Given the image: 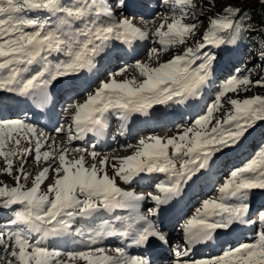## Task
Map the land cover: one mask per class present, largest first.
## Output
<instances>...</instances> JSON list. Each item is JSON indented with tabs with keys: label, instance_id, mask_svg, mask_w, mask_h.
Returning <instances> with one entry per match:
<instances>
[{
	"label": "snow or ice",
	"instance_id": "snow-or-ice-1",
	"mask_svg": "<svg viewBox=\"0 0 264 264\" xmlns=\"http://www.w3.org/2000/svg\"><path fill=\"white\" fill-rule=\"evenodd\" d=\"M172 6V20H166L153 33L159 47L149 49V56L168 51L188 42L194 36L200 21L191 13L193 0H164ZM118 6L124 7L118 0ZM47 12L57 17V23L35 18L32 13ZM192 15L193 23H185ZM116 14L106 0H0V91L21 97H32L41 104L49 99V87L58 78L78 74L95 67L96 58L113 41L132 44L145 40L149 33L137 26L133 18H115ZM83 26L75 28L76 23ZM242 17V9L227 6L222 13L211 17L202 34V42L187 47L181 54L151 67L137 61L134 64L143 78L117 80L128 65L110 73L107 81H100L94 94L83 103L67 106L74 109L68 129L58 126L56 134L64 133L67 142L83 140L87 134L101 135L109 127L108 117L115 115L123 134L126 122L133 114L147 116L155 105L169 102L183 103L196 97L208 83L214 56L204 51L208 46L220 47L235 43L243 31L250 30ZM54 55L64 57L55 63ZM260 56L264 59V45ZM40 65L38 71L32 68ZM249 86L264 87V79L252 81L248 76L229 78L217 93L215 101L203 116L184 128L182 133L166 139L156 135L142 138L131 155L113 158L115 176L107 174L108 157L99 160V167L86 164L85 155L69 159L72 152L86 153L96 160L98 153L82 147L62 148L58 157L54 151H42L49 145L43 131L20 119L0 120V157L6 162L5 171L12 175L14 158L33 157L37 164L56 159L57 163L44 167L32 179L24 171L27 160L21 163L15 177V186L0 185V208L13 209L9 221L16 230H9L7 239L0 233V264H151L140 255H131L125 247L110 249L96 246L106 238H119L137 247H147L153 240L167 245L168 239L155 224L140 212L147 199L157 207L178 197L183 187L198 172L208 169L214 153L236 144L256 121L264 120V96L254 95L243 100L228 101L230 109L225 116L215 119L214 112L223 107L222 98L228 93L247 91ZM22 142L28 147H22ZM55 141H52L54 144ZM12 145V147H9ZM34 153V156H33ZM118 162V163H117ZM54 172L55 179L47 191L41 186ZM62 173V175H61ZM164 174L166 179L155 184L156 192L147 197L134 190H125L116 183L119 177L125 184L141 174ZM264 189V149L244 166L232 170L217 187V195L202 201L201 207L183 223L184 249L174 250L173 264H264V210L258 221L250 214V193ZM13 206H18L14 208ZM128 210L127 219L117 216L119 223L102 222L97 227H75L77 218L87 219L104 211ZM149 215L156 209L149 208ZM259 223L257 238L251 243L225 250L214 258L191 259V246L208 242L218 230H228L235 224ZM37 238L33 239V235ZM74 234L80 237L87 250L62 253L46 246L49 237ZM96 246V247H93ZM66 255L67 260L60 257Z\"/></svg>",
	"mask_w": 264,
	"mask_h": 264
},
{
	"label": "rangeland",
	"instance_id": "rangeland-1",
	"mask_svg": "<svg viewBox=\"0 0 264 264\" xmlns=\"http://www.w3.org/2000/svg\"><path fill=\"white\" fill-rule=\"evenodd\" d=\"M156 1L160 4V7L166 8L170 11V14L168 15L169 18L166 20H168L167 21L168 23H171V20H172V6H171V4H168V3L165 4L164 0H163V2H161L160 0H156ZM63 2L65 4H71V3H75V0H63ZM108 2H109V4H111L112 2L117 3L118 0H108ZM119 2L123 3L124 7L131 6L130 1H128V0H119ZM193 3L196 5V7L192 8L190 11L200 21V23L198 24V27H197L196 34L194 36L189 37L187 43H185L183 45L173 46L166 52L160 51L156 56L170 60L174 55L181 54L187 47H189V46L195 47L198 42H202V34L208 28L210 18L217 16L218 14L222 13L223 10L228 6L227 0H217L215 6H209L205 2H203L202 0H193ZM114 7L115 6H113V8H112L114 10V12L119 13V11H117V10L121 7H119V8H114ZM153 12H157V9L153 10ZM31 15H33L35 18L40 19L42 21L48 20L49 23L53 24V25L58 22L56 16H52L47 12H37V13H32ZM158 15H159V13H158ZM120 17H127V15L125 14V12H123V13H120L119 16H115L116 19H121ZM136 20H138V19H136ZM184 22L185 23H193L195 21L192 19V15H190V16L185 18ZM82 26L83 25L79 22L74 25L75 28H80ZM259 31L260 30H257V29L253 30L254 33H257ZM157 39L158 38L156 36H154L153 39H151V41L156 42ZM120 43L123 44L122 42H118V41L111 42L108 45V47L105 49V51L106 50L108 51L109 50L108 48L112 47V50L114 52L115 51L114 48L117 47ZM157 46H158V44H155V47H157ZM204 51L210 53L215 58L212 62L211 75L209 77V81L201 89V92L198 95V97H199L198 100H200V102L203 103L201 110H200L201 112H199L198 116L192 118L191 120H189V118H185L184 122H182L176 128L177 133H175V134H172V135L169 134V136H167L166 133H157L156 134V132H147V133L140 135V136L137 135L134 138V140L130 141L129 143H131L133 146H135V145H137L138 141L140 139H142V137L146 138V136H144V135H148V134L156 135V136H159L161 138L166 139L168 137H172V136H175L179 133H182V131L184 130L185 127L190 126L195 121V119L199 118L200 116H203L206 113L207 108L215 101V97H216L217 93L221 90L222 85L231 77L246 76L248 72H250L251 75L254 77H264V63L262 64V58L258 53H255V52L250 51V50H247L245 52L244 51H242V52L237 51L235 53L222 52V51H220L219 47H215V46H208ZM226 56H231L233 58L234 62H231L229 66L223 68L225 71H227L229 69L230 70L227 72V74L224 72L225 75L221 76V68H219V66H218L219 63L216 62L215 59L220 58V61H221V60H224V58ZM50 59L55 63L58 60L64 59V57L61 55H54L53 57H50ZM100 59L102 61V59H103L102 54L96 58V61H99ZM168 60H165V62ZM162 61L163 62H161V63H164V60H162ZM139 62L142 63V61H139ZM102 64H105V63H102ZM35 66H33L32 70L34 69ZM94 75H97V73H95ZM67 76H69V75H67ZM131 76H134V78L138 82L142 81V79H143L139 75L138 70L133 68V67L132 68L130 67V69H127V71L124 72L122 75H118L115 78L119 81V80H124V79H130ZM215 78L217 80L216 82H214ZM61 79H64V78H59L58 80L60 81ZM108 79H109V75L107 76V74H106L103 81H107ZM99 83L96 82L94 84V87L98 88ZM61 86L62 85H60V87ZM242 90L243 89H241L238 93L230 92L222 98L223 107L220 108L218 111L214 112V118L212 121L213 123H215V119H220V118L224 117L225 113L230 109L231 106L228 103L229 100H231V99L243 100L247 97H251L247 94H244ZM92 91H93L92 94H94L95 89ZM88 95H91V93H89ZM171 103L172 102H169L167 104H171ZM167 104L155 105V106H153V108L166 107ZM24 146H25V148L28 147V146H26L25 143L22 142V147H24ZM9 147H12V145H10ZM84 148L88 149L89 151L93 150V146H84ZM239 149H240V153H238ZM261 149H264V124L261 126H257L254 129H249L239 139V141L236 144H233L229 147L223 148L220 151L214 153V155L210 161L209 168L202 170V171L198 172L196 175H194L192 177V179L190 181H188L187 184L183 187L181 194L178 197L173 199V201H176L177 199L185 201L186 200L185 193H188L187 195H190L191 199H196L195 202H193L189 205L188 217L186 219L191 217L195 213V210L197 208L201 207L203 200L208 199V198H212V197L217 195L216 190H217L218 185L221 184L223 182V180L229 176V174L232 170L244 166L247 162H249L251 159H253L260 152ZM94 150L99 154V151L97 149L94 148ZM133 151H134V148H132L131 150H126L125 148L115 149L109 153L108 152L103 153L102 155L97 157L95 161L92 160L89 156H87L86 153H82V154L85 155L86 164L89 167L93 163H96L97 167H99V160L101 158L107 156L108 157L107 174L110 177H113V176H115V171L112 168V164L114 162L113 158L114 157L119 158V157L129 156L133 153ZM28 157H29L28 162H27L28 164L24 166V171L29 173V178L27 181H24L22 179L21 183L26 184V186L28 188H30V187H32V179L34 178V176L36 174H38L41 171V167L44 166V164H42V163L37 164V162L33 159V157H30V156H28ZM225 158H226V160H225ZM23 160L24 159L22 157L14 158L12 175H8L5 171L6 162L4 161V159L2 157H0V185L6 184L8 186H15V183H16L15 177L18 174V170L21 167V163L23 162ZM222 160H223V164H221V166H220L221 169H218L217 171H215L216 173L219 172V175H221L222 177L219 178L218 180L212 179L211 182L207 181L206 180L207 179L206 178L207 173H209L210 171H213L212 170L213 166H215V165L217 166V164L219 162H221ZM226 161H227V163H225ZM221 170L224 172L225 171H228V172H225L224 174H220ZM154 174H159V173L141 174L140 176L134 178L133 180H138L139 178L154 175ZM55 175L56 174L54 172L49 173L50 177L41 186V191H47L48 185L52 184L54 182ZM61 175H62V173H61ZM165 179H166L165 175L160 174V176H159L158 180L155 182V184L160 182V181H164ZM116 183L122 189L134 190L137 194H142L141 190L143 188L139 185H137V187H141V188L138 189L137 187L131 186V183L125 184L123 181L120 180L119 177H116ZM192 183H194V184L192 185ZM155 184H153L149 187V190L147 191L148 193L149 192H153V193L156 192L155 187H153V186H155ZM212 187H213V189H212ZM206 191H208V192H206ZM199 193H201V194L199 195ZM145 201L149 202L148 209L149 208L156 209L157 205L153 201H151L150 199H147ZM198 201H199V204H197ZM262 204H264V189L252 190L250 193V214H252V216H253V218H251L253 221H258L259 211L264 210V205H262ZM13 207L16 208L18 206H13ZM116 212L119 213L117 210H115L114 212L110 213V215H112ZM13 215H14L13 209L0 208V233L5 234V239H7V233L9 232V230H12V231L16 230L15 226L9 223V221H11L13 219ZM130 215H131V213L124 214V215H120V214L117 215L116 214V217L119 216L122 219H127ZM149 216L150 215L148 213V215H147V217L149 218L148 220H152L153 219L152 215L150 217ZM156 218L154 219V223L157 222ZM89 219L85 220V219L77 218L74 225H73V228H75V227H84V228L97 227L102 223V222L91 223L92 219L91 220H89ZM113 220H114V222L119 223L115 219H113ZM245 225L247 226L248 224H245ZM233 226L228 230H218L216 233L218 234L220 232V234H223V233L228 234L229 232H231L232 228L233 229L235 228V226L234 227ZM256 226L258 227V229L256 231H253L254 233L252 234V236H255L254 239L257 238V233L260 230V225L258 222L255 225V227ZM255 227H253V228H255ZM172 231L173 230H167V231L163 232L168 237V242L171 239V232ZM174 233H176V235H178V237H180L178 242H180L181 239L184 238V233H182L181 227H178V225L174 229ZM216 233H215L213 238H215ZM246 233H247V230L245 231L244 234L239 235L238 239L240 241V244H242V242L246 243L247 239H245V240L240 239V236L245 235ZM65 236H67L69 238L68 242L65 244L64 243L55 244V245H58V247L53 244L52 237H49L45 241V244L47 247H49L51 249L60 250L62 253H65V254L68 252H73V251L69 250L70 248L75 249V251L87 250L86 245L83 243V241L81 240L80 237H77L74 234H65ZM32 238L36 239L37 236L34 234ZM241 238H244V237H241ZM229 239H231V238H229ZM104 243H105V239L100 244H98L96 246L104 247L106 249V252L108 255H115L114 251H111L110 249H114L116 247H121L120 245L115 246V247L105 246ZM176 243L177 242L173 243L170 241V244L168 245V249H167V255H169L168 251H171L172 247H173V250H175L177 247H180V245L175 246ZM69 244H70V246H68ZM226 244H229V242L228 243L226 242ZM226 244L224 246V249H227L226 247L231 249L232 245L229 244L226 246ZM182 245H183V243H182ZM96 246H93V247H96ZM126 251L129 254H131L132 250L130 251L129 249H126ZM223 251H225V250H222L221 253H223ZM207 254H209V252H207ZM140 256L146 257L145 255L143 256V254H140ZM189 256H190V254H189ZM190 257L192 259L193 255ZM60 259L61 260H67L68 257L66 255H62L60 257ZM70 264H86V262L85 261H75V262H70Z\"/></svg>",
	"mask_w": 264,
	"mask_h": 264
},
{
	"label": "bare ground",
	"instance_id": "bare-ground-1",
	"mask_svg": "<svg viewBox=\"0 0 264 264\" xmlns=\"http://www.w3.org/2000/svg\"><path fill=\"white\" fill-rule=\"evenodd\" d=\"M160 1L163 2V0H160ZM106 3L109 4L108 0L106 1ZM165 4H167V3H165ZM168 4H170V3H168ZM110 5L112 6V8H113V6H115L114 8H119L118 2L117 3H113L112 2ZM155 9H157V12H153V11L152 12H146L144 10L142 12H140L136 7L129 6V7H121V8H119L117 10V11H119V13H115L116 16H119L120 13L125 12V14L127 15L128 18H133V17L135 18L133 22L137 26L141 27L143 30H145V31H147L149 33L148 37L145 40L140 41V44H139V45H144L145 44V49L142 50V52H141V54L139 56H137L133 60H129L128 59L129 57H124L125 53L122 52V50H123V44L120 43L117 47H115L114 48L115 49L114 52L112 50V47L108 48L109 49L108 51H111V54H112L111 55V58L108 59L106 57H103L102 61L100 59L99 61H96L95 62V64L98 63L99 65L100 64L103 65V69L100 72V74L97 73V75L94 76V74L97 72V68L96 67L92 68L91 70L85 69V70H82L81 71L80 77H79L80 78L79 79V82L80 81L83 82L85 80V78L87 76H89V75H92L93 77H96V79H94L87 88L83 89L81 92H78L76 94V96L74 97V99H72V100H70L68 102L67 106L70 105V104H75V103H83L86 100L87 95L89 93L92 94V92H93L92 90H94V89L97 88V87H94V84L96 82L99 83L100 81H103L106 74H107V76L109 75V72H108L109 69L110 68H114V66H116V62H117V60L119 58L122 59V57H123L124 59H126V61H127V64L126 65L129 66L127 69H130V67L131 68L132 67L135 68L134 67V64L137 61H142V63H144V64H148L151 67H156V66H158V64H160L161 62H163L162 60H164V62H165V60H168L166 58H161V57L156 56V55H153L151 57L149 56V49H151L152 47H155V44H158L155 41L154 42L151 41V39H153V37H154L153 33L160 26V24L162 22H164L166 19L169 18L168 15L170 14V11L168 9H166V8L160 7V4L158 2L155 3ZM143 12H146L148 14H145ZM158 13H159V15H158ZM120 18H123V17H120ZM136 19H138V20H136ZM166 21H168V20H166ZM158 47H159V45L157 46V48ZM138 48H139V46L136 47V49H138ZM102 63H105V64H102ZM39 68H40V65H36L32 71L33 72L38 71ZM119 69H121V68L118 67V65H117V67L114 68L113 73H116L117 70H119ZM229 70L225 71L224 69H222L221 70V76L222 75H225L224 72L227 74V72ZM64 77L65 76L60 77V78H64ZM130 79H135V78H134V76H131ZM57 80L54 81V82L60 83V81L59 80L57 81ZM60 84H62V83H60ZM64 87L65 86H63V85L61 87L59 86L60 93H62L64 91H68V90H65ZM67 106H65V107H67ZM169 107H173V105L167 104L166 107H158V108H152V109L161 110L163 108H169ZM64 113H65L64 114V119L58 125L55 124L54 126H50L49 128H41V129H40V127H37V128L35 127L38 132L39 131H43L48 137H50V139H49V145H46L44 148H42V151H54L56 157H58V155L60 154V150L62 148H75V147H82V148H84V146H88V144L87 145L81 144L80 142H78L75 139L72 141L71 144H69L67 142L66 134H64V133L56 134L55 129L58 126H61L62 125L64 129H68L69 125L72 124L71 117L74 114V109H68V108H66L64 110ZM113 115H110V117L111 118H115V117H113ZM185 118H186V114H183V115L177 117V119L174 122H172V123H169V122H166V121L165 122L162 121L160 123V125L158 127H156L155 129L149 130L148 128H145L144 130H140L137 134H134L132 137H128L126 139H121L120 138V134H118L119 132L117 131V127H116V123H115L113 125V128H112V130H111L110 133H112V135H114V137L116 138V141H119V142H117L113 146L109 147L108 150H107V152L109 153V152H111V151H113L115 149H119V148H125L126 150H131L132 148L127 147L128 145H132L129 142L132 141V140H134V138L137 135L140 136V135H143V134H145L147 132H156V134L157 133H166L167 136H169V134H171V135L172 134H175V133H177L176 132V128L182 122H184ZM6 119L10 120V119H20V118H19V116H16V115H0V120H6ZM20 120H22V119H20ZM25 122L30 123L33 126H38L36 124V122H34V121H25ZM144 136H146V138H147V137L152 136V135L148 134V135H144ZM52 141H55V143L52 144ZM91 143L94 145L93 142H91ZM26 146H28V144H26ZM80 155H83V154L82 153H79L78 154L77 152H72L71 155L68 158L69 159H74V158H77ZM33 156H34V153H33ZM22 158L24 160H27V162H28V158L29 157L27 155H24ZM225 160H226V158H225ZM41 163L44 164V166L41 167V170H42L44 167H49V165L56 164L57 161H56V159H50L48 162H43L42 161ZM27 164L28 163H26L25 165H27ZM221 164H223V161H222ZM160 174L161 173L154 174V176L152 175L153 177H151V178H146L145 177V178H143L144 181L141 182V183H138L137 180H133V182L131 183V186H134V187H137V185L141 186L143 188L141 190V193L143 195L147 196L148 195V192L147 191L149 190V187L151 185L155 184V182L158 180ZM214 176L215 175H213L211 178L209 177L210 179L207 178L206 180L211 182V180L214 179L213 178ZM221 177H222L221 175H218V177L215 180H218ZM193 184L194 183H192V185ZM141 187H137V188L139 189ZM212 189H213V187H212ZM206 192H208V191H206ZM187 194L188 193H185V197H186V200L185 201L180 200V199H177L175 202H173V203H171V204H169L167 206V213L172 214L173 212L174 213L179 212L178 215L175 214L176 216L173 217L170 220V223L169 224H165L161 228L158 226L160 223H162L163 221H165V219H164V217H162V216H164V214H159L157 211H156V215H152L153 219L152 220H149L153 224H155L156 227L162 233L165 232V231H167V230H173L172 231L173 233L171 232V239H170V241L173 242V243L174 242H177L175 244V246L180 245L179 248L181 250L184 249V238L181 239L180 242H178V240H179L180 237H178V235H176V233H174V229L176 228L177 225H178V227H181L183 225V223L186 221V218L188 217L189 205L191 203H193V202L196 201V199H191L190 198V195H187ZM200 194L201 193H199V195ZM148 204H149L148 201H144V202L141 203V207H140V212L143 215H145L146 217L148 215ZM197 204H199V201L197 202ZM262 205H264V204H262ZM117 211L119 213L116 212V213L112 214L110 217L104 216L102 218H98V220H92L91 223H97V222H100V221L101 222L108 221V222L114 223L113 222V219L116 217V214L117 215H119V214L120 215H124V214L131 213L128 210H117ZM169 215H166L165 218L168 217ZM155 218H156V221L157 222L154 223V219ZM251 218H253L252 214H251ZM256 224L257 223H252V224H248L247 226L245 224H243V225L242 224H235L234 225L235 228L234 229L232 228L231 232H229V233L227 232L228 234H225V233L220 234V232H219L218 234L216 233L215 238H213L212 240H210L208 242L198 243V244H195V245L191 246V250H190V253L189 254H190V256L193 255L192 259L214 258V257H217L219 255H222L223 254V253H221L222 250H228L229 249L228 247H226L227 249H224V246H225L226 242L227 243L229 242V244L232 245V246L230 245L231 246V249L239 246L240 245V241L238 239L239 238V235L240 234H244L246 230H247V233L245 235L240 236V239H242V240L247 239L246 240V243L254 242V240H255L254 237L255 236H252V234L254 233L253 231H256L258 229L257 226L255 227ZM253 227H255V228H253ZM181 231H182V227H181ZM182 233H183V231H182ZM241 237H244V238H241ZM229 238H231L233 241L231 239H229ZM167 239H168V237H167ZM170 241L168 242L167 245H163L162 246V245H160V243H158L155 240H153L147 247H141L140 249H138L137 246L131 245L130 242H122V243H117L116 242L115 244H110L109 241H108L104 245L105 246H112V247H115V246L120 245L121 247H125L126 249L133 248L131 250L134 253L129 249L131 251V255H137V254L140 255V254H143V256L144 255L146 256V258L148 257V259L150 260L151 264H173V260L175 259L173 247H172V250L171 251H168L169 255H167V249H168V245L170 244ZM182 243H183V245H182ZM217 243H219V247L218 246L217 247H214V245H217ZM229 244H226V246L229 245ZM207 252H209V254H207ZM163 256H165V257L162 258Z\"/></svg>",
	"mask_w": 264,
	"mask_h": 264
},
{
	"label": "trees",
	"instance_id": "trees-1",
	"mask_svg": "<svg viewBox=\"0 0 264 264\" xmlns=\"http://www.w3.org/2000/svg\"><path fill=\"white\" fill-rule=\"evenodd\" d=\"M202 1L209 6H215L217 2V0ZM227 3L228 6L231 5L242 9V17L245 18L246 23L251 25V27L250 30L243 31L236 39L235 43L220 46V51L235 53L237 51L245 52L250 50L260 55L262 45H264V0H227ZM254 29L260 31L254 33ZM215 61L219 63L220 58L215 59ZM263 63L264 59H262V64ZM246 76L250 77L252 81L264 79V77H254L250 72H248ZM242 91L244 94H247L251 97L254 95L264 96V87L261 86H249L247 91ZM263 124L264 120L256 121L252 127L248 128V130L254 129L255 127L261 126Z\"/></svg>",
	"mask_w": 264,
	"mask_h": 264
}]
</instances>
